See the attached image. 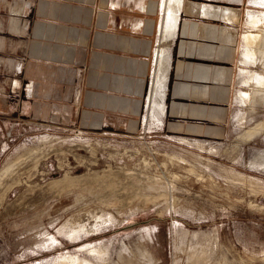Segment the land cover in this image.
<instances>
[{"label":"rangeland","instance_id":"obj_1","mask_svg":"<svg viewBox=\"0 0 264 264\" xmlns=\"http://www.w3.org/2000/svg\"><path fill=\"white\" fill-rule=\"evenodd\" d=\"M255 1L262 25L244 35L264 28ZM256 51L257 102L233 103L223 138L169 131L155 89L127 135L0 108V264H264V32Z\"/></svg>","mask_w":264,"mask_h":264},{"label":"crops","instance_id":"obj_2","mask_svg":"<svg viewBox=\"0 0 264 264\" xmlns=\"http://www.w3.org/2000/svg\"><path fill=\"white\" fill-rule=\"evenodd\" d=\"M162 1L0 0V108L29 124L139 133ZM255 6L182 0L158 123L173 133L223 138L233 103L257 102L252 77L262 71L251 67L261 64L246 57L243 39ZM239 81L252 92L235 93Z\"/></svg>","mask_w":264,"mask_h":264},{"label":"bare ground","instance_id":"obj_3","mask_svg":"<svg viewBox=\"0 0 264 264\" xmlns=\"http://www.w3.org/2000/svg\"><path fill=\"white\" fill-rule=\"evenodd\" d=\"M261 1H263V0H261ZM255 3H256V1H255ZM181 4H182V0H163V7H162L163 10L162 11H163V22H164L163 24L164 25L161 26L162 28H160V29H161L162 36L164 34H166L165 39L168 36H171L173 38L175 35ZM249 18H250V22L253 24V26L257 27L258 25H262V23L260 24L262 19H260L255 14L251 13ZM263 32H264V28L262 30L260 29L257 31L251 30L250 32H248L244 35L243 39H244L245 46H246L245 55L249 59L257 58L256 44H257V41L261 37ZM166 41H168V40L166 39L165 42ZM156 56L158 57L157 58L158 73H156V76L154 77L155 82L153 81L154 84H153V87L151 90L150 99H152V96L154 94V89L156 90L157 93L159 92L161 94L163 92V89L165 88V84L167 82V73H168V68H169V60L170 59H169L168 48L165 47L159 53L156 52ZM256 78H257V83H263L264 84V75L263 76H256ZM152 106L155 107V109L158 108L161 113H164V111H165V105L162 101L157 102L156 100H154ZM251 135H253V133ZM59 264H71V263L68 260H62V261H60ZM78 264H86V261L84 263L81 262Z\"/></svg>","mask_w":264,"mask_h":264}]
</instances>
